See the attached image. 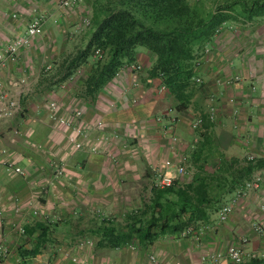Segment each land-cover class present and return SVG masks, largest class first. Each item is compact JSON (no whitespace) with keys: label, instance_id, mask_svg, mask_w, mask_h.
Here are the masks:
<instances>
[{"label":"crops","instance_id":"crops-1","mask_svg":"<svg viewBox=\"0 0 264 264\" xmlns=\"http://www.w3.org/2000/svg\"><path fill=\"white\" fill-rule=\"evenodd\" d=\"M61 1L0 0V53L24 34L34 11L44 17L28 48L0 67V95L20 105L0 119V149L24 171L14 174L0 165V243L9 248L6 264H152L151 255L154 264H232L226 250L242 244V238L253 255L244 264H264L254 261L264 259V231L253 229L257 223L264 226V184L240 198L226 193L235 180L264 173V18L220 26L196 68L200 81L191 103L179 111L160 78L149 75L154 55L143 47L93 100L81 97L78 74L56 81L58 63L84 43L83 20L90 19L92 0L68 8ZM131 64L141 68L133 70ZM50 101L57 103L59 117L82 110L80 122L99 151L74 150L67 143L71 128L49 117ZM165 160L171 166L164 169ZM177 165L186 169L184 175L174 173L178 181L196 173L214 178L209 189L217 197L214 211L184 235L168 231L150 243L97 246L93 230L103 223L99 213L122 227L126 216L149 200L157 171L174 172ZM57 166L63 173L55 179ZM228 203L227 219L218 220V210ZM35 221L51 225L53 243L22 256L32 237L25 241L17 227ZM216 253L222 254L217 263L201 259Z\"/></svg>","mask_w":264,"mask_h":264},{"label":"trees","instance_id":"trees-1","mask_svg":"<svg viewBox=\"0 0 264 264\" xmlns=\"http://www.w3.org/2000/svg\"><path fill=\"white\" fill-rule=\"evenodd\" d=\"M258 18H264V0H214L212 6L203 0H92L84 43L58 63L54 77L60 82L78 74L81 97L93 100L118 70L135 60L137 47H143L154 55L149 75L160 78L175 100V109L182 111L195 91L193 78L202 48L224 22ZM213 180L196 173L187 182L174 179L169 186H153L149 200L131 211L122 227L103 219L93 230L96 245L117 248L135 241L150 243L165 232L195 227L215 209L211 203L217 197L209 193ZM243 180H235L226 193L234 192ZM50 227L42 221L25 227V241L32 239L29 249L23 248L20 254L34 256L53 243Z\"/></svg>","mask_w":264,"mask_h":264},{"label":"built area","instance_id":"built-area-1","mask_svg":"<svg viewBox=\"0 0 264 264\" xmlns=\"http://www.w3.org/2000/svg\"><path fill=\"white\" fill-rule=\"evenodd\" d=\"M13 2H17L19 0H12ZM83 0H62L61 6L63 8L72 7L74 5L80 4ZM13 17L16 16L15 13L12 14ZM43 15L38 11H34L31 16L26 30L24 34L15 37L13 40L8 42L4 51L0 53V67H5L8 63H12L16 61L18 58V54L22 49L28 48L31 44V40L34 36L38 35L41 32ZM90 23L89 18H85L83 20V25L88 26ZM209 51V47L205 46L202 48L201 55L197 59V65H199L204 58L205 54ZM96 55H99V49H96L94 52ZM131 68L133 70L141 68L140 64H131ZM120 70L116 72L115 75L119 73ZM196 82L200 81V79L195 76L193 78ZM235 79L239 80V77H235ZM233 80V79H232ZM231 79L226 80V82H230ZM164 88V86H163ZM0 119L5 116L11 115L14 112H18L20 109V105L17 100L7 98L4 95H0ZM49 107V117L59 122L61 125L65 127L71 128V132L67 135L66 141L74 150H86L88 152H97L99 151L98 145L88 141L89 139V130L86 127H83L81 124L82 118V110L74 109L71 111L70 115L67 117H59L56 114L57 103L55 101H50L48 103ZM210 110L213 111V106L210 107ZM176 118H170V123H173ZM200 123V119L195 120L193 123V127H197ZM102 122L98 121L96 123V127L101 129ZM247 158L249 160H253L254 156L252 154H248ZM0 165L3 167L5 171L12 172L14 174L22 175L24 173L23 169L16 165L13 161L6 159V149H0ZM171 166V162L169 160H165L162 164V168H169ZM160 169L157 171L155 178L153 180V186L157 188H162L169 186L173 183L176 175H184L186 174V169L184 165H177L174 168V172H169V170ZM63 173V167L57 166L55 168V172L53 173V177L56 179L60 177ZM52 180H48V183H52ZM264 184V173L254 172L249 178L243 180V182L234 190L235 198H240L245 195L248 191L256 190L260 188ZM261 209L264 211V204L261 205ZM232 210L231 204H224L218 210V220L225 221L228 217V214ZM34 213H37L34 211ZM102 219L106 218L103 214L99 213ZM253 229L257 232L264 231V226L260 224H254ZM17 230L20 234H24V227L18 226ZM192 231V226H187L182 234H186ZM246 238L241 239L240 245H230L228 246L225 255L232 262V264H244L247 256H253L246 252L243 247V243L246 242ZM9 255V248L0 243V264H6V257ZM222 257L221 253H216L214 255H202V260H211L214 263H217ZM76 257H72V260H76ZM150 261L152 264L155 263V257L153 255L150 256ZM179 264V263H176Z\"/></svg>","mask_w":264,"mask_h":264},{"label":"rangeland","instance_id":"rangeland-1","mask_svg":"<svg viewBox=\"0 0 264 264\" xmlns=\"http://www.w3.org/2000/svg\"><path fill=\"white\" fill-rule=\"evenodd\" d=\"M203 1L205 2L206 6H212L214 4V0H203Z\"/></svg>","mask_w":264,"mask_h":264}]
</instances>
